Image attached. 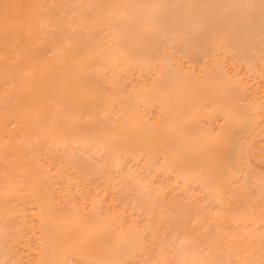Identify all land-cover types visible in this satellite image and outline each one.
<instances>
[{
    "label": "bare ground",
    "instance_id": "bare-ground-1",
    "mask_svg": "<svg viewBox=\"0 0 264 264\" xmlns=\"http://www.w3.org/2000/svg\"><path fill=\"white\" fill-rule=\"evenodd\" d=\"M217 1L0 0V264H264V183L245 187L248 151L233 172L226 149L264 25L257 41L223 15L243 0Z\"/></svg>",
    "mask_w": 264,
    "mask_h": 264
},
{
    "label": "rangeland",
    "instance_id": "rangeland-1",
    "mask_svg": "<svg viewBox=\"0 0 264 264\" xmlns=\"http://www.w3.org/2000/svg\"><path fill=\"white\" fill-rule=\"evenodd\" d=\"M214 2H220V1H215V0H213ZM227 1H229V2H227ZM231 1H234V2H231ZM248 1H250V0H243L242 2H244V4H246L245 6H247V4L248 3H246V2H248ZM257 1V0H256ZM261 1H264V0H258L257 2H260L261 3ZM239 1H236V3H238ZM253 3L254 4V6H256V8L255 7H253V9H254V11H253V9L251 8V10L249 11V13L251 14L250 16H252V17H254L255 16V19H254V21L252 22V28H246V26H247V24L244 26V25H242L241 23H243V22H241V19L243 18V21H245L246 19L243 17V10H246V9H248L249 10V8H241V6L243 7L244 6V4L242 3L241 5H240V3H238L239 5V10L237 9L238 8V6H236L235 4V0H221V3H220V5H223L224 6V4H226V5H229L230 3H231V5L232 4H234L233 5V9L230 11V12H226V13H223V15L224 16H226L225 14H227L228 13V15L227 16H230V18L229 19H231V23L232 24H234V22L235 21H239V23H240V28H244L245 29V32H246V30L247 31H249V33H250V35L252 34V35H255L257 38H261V34H262V32L260 31V26H261V24L263 23V25H264V4L263 3H258L257 4V2L256 3H254L255 2V0H251L249 3ZM219 4V3H218ZM260 4V5H259ZM225 5V6H226ZM248 5H250V4H248ZM222 6V7H223ZM244 6V7H245ZM237 7V8H236ZM247 7H251V5L250 6H247ZM259 7H263V10H262V13H263V15H259V14H261V11L259 10ZM221 8V7H220ZM258 8V9H257ZM236 9H237V11H236ZM256 9V10H255ZM261 9V8H260ZM197 10V9H196ZM206 10H208V8L206 9ZM235 10V11H234ZM257 10H259L258 11V14H256V13H254L255 11H257ZM198 11V10H197ZM203 11V10H202ZM239 11V12H238ZM242 11V12H241ZM247 11V10H246ZM145 12V11H144ZM195 12V11H194ZM200 12V9H199V11H198V13ZM235 12H236V15H235ZM240 12L242 13V15L240 14ZM195 13H197V12H195ZM234 13V14H233ZM237 13L238 14H240L239 16H237ZM247 13V12H246ZM146 14H148V12H146ZM204 14H206V13H204ZM221 15V14H220ZM222 15V16H223ZM143 16V15H142ZM144 16H145V14H144ZM143 16V17H144ZM247 17H249V15L247 14L246 15ZM259 16V17H258ZM239 17H240V19H239ZM246 17V18H247ZM256 17H258L257 19H256ZM263 17V18H262ZM220 18V17H219ZM260 18V19H259ZM262 18V19H261ZM218 18H216V20H217ZM223 19V18H222ZM224 19H226L225 17H224ZM228 19V18H227ZM226 19V20H227ZM251 19V18H250ZM219 20V19H218ZM235 20V21H234ZM252 20V19H251ZM223 21V20H222ZM247 21L248 22H250L248 19H247ZM188 22H190L189 24L191 25V23H193V20H192V22L191 21H188ZM187 22V23H188ZM217 22V21H216ZM228 22H230V21H228ZM225 23V22H224ZM223 23V24H224ZM246 22H244L243 24H245ZM226 24H227V22H226ZM238 24V23H237ZM221 25V24H220ZM192 26V25H191ZM218 26H219V24H218ZM223 26V25H222ZM230 25L228 24V25H226V26H223V27H229ZM250 25H248V27H249ZM183 26H181V28H182ZM185 27V26H184ZM262 27V26H261ZM186 28V27H185ZM191 30H194L193 28H191ZM243 30V29H242ZM250 30L252 31V33L250 32ZM261 30H263V27H262V29ZM244 31L243 32H241L242 34L243 33H245ZM260 32H261V34H260ZM195 33V32H194ZM240 33V34H241ZM249 33L247 34V36H246V34H245V36L243 35V38L244 37H247V38H245V39H249V37L251 38L252 36H250L249 35ZM260 35V36H259ZM255 36H253L254 38H255ZM259 36V37H258ZM253 37H252V39H253ZM262 37H264V30H263V36ZM168 37H166L164 40H166ZM243 38H241V39H243ZM257 38H255V40H257ZM260 38L257 40V41H259L260 40ZM130 40V44L133 46V44L135 45L136 44V39H135V37H131V39H129ZM156 38L155 39H152V41H154V42H156ZM168 40H169V38H168ZM135 42V43H134ZM169 42H170V40H169ZM156 43H158V40H157V42ZM162 43V44H161ZM161 43H159V44H161L160 45V47L158 46V49H159V52L160 51H164V49H166V48H168V47H166L165 45H168V46H172L170 43V45L169 44H167L168 43V41H161ZM166 43V44H165ZM174 43V42H173ZM148 44H150V43H148ZM147 44V45H148ZM165 44V45H164ZM204 44L205 43H203L202 44V50L204 51V53L206 52L205 51V49H204ZM151 46L150 47H152V44H150ZM157 45V44H156ZM155 45V47H157ZM163 45V46H162ZM191 45V44H190ZM189 45V46H190ZM149 46V45H148ZM176 46V45H175ZM154 47V46H153ZM163 47H165V48H163ZM182 47V46H181ZM180 46H178L176 49H174V50H177L176 51V54L181 58L180 60H182V61H186L185 62V64H187L188 63V60L187 59H184V56H185V54H186V49H185V51H183V52H180L179 50L181 49V51L183 50V48H181ZM147 48V47H146ZM146 50L144 47H140V49H139V52L141 53V50ZM153 49V48H152ZM151 48H150V52H149V50L147 49V51H148V54H150V53H152V51L155 53V52H157V54H159L158 53V49L156 50V48H155V50L156 51H154V49L152 50ZM161 49V50H160ZM163 49V50H162ZM173 50V51H174ZM199 50H200V48H199ZM203 51H201L200 50V52H201V54L199 53L198 55H200V56H198V55H195L194 57L195 58H197L198 60H196L195 58V60L196 61H198V62H196L194 59V62H195V64H193L192 63V65H191V67H196L197 69H201V68H204V67H206L208 64H207V62H205V66H204V60L202 61V54H203ZM138 52V51H137ZM138 52V53H139ZM143 52V51H142ZM162 52H160V53H162ZM175 52V51H174ZM182 53V54H181ZM142 54H145L144 55V57H147V54L146 53H142ZM176 55V56H177ZM143 56V55H142ZM201 57V58H200ZM222 56H220V57H218V58H220V60L218 61V59L216 60L217 62H219V70H220V72H224V71H227L228 70V74L231 72H233V64H234V66H242L243 64L240 62L239 63V61H237V63L236 62H233V61H230L229 59H230V57H229V54H228V59L226 58H221ZM199 58L201 59L200 61H199ZM179 59V58H178ZM224 59V61H222ZM206 60V59H205ZM208 60V63L210 64L211 63V61H209L210 59H207ZM226 60V61H225ZM215 61V63H217ZM231 62H232V65H230L231 64ZM243 62V61H242ZM260 62L261 61H259V64H260ZM244 63V62H243ZM264 63V62H263ZM203 64V65H202ZM207 64V65H206ZM236 64V65H235ZM238 64V65H237ZM255 64V63H254ZM254 64H250V65H252V66H254ZM259 64H258V62L256 63V67L255 68H257L256 70H251L250 71V69H249V67H251V66H249V67H247L246 69H242L241 71H242V73H244L245 72V70H247L248 72H245V74H246V78H247V81L245 82L246 84H247V91H245V90H243L242 91V100H243V102L242 103H240V110L238 111V114H240V116H239V119H240V125L239 126H237V128H238V132H236V133H232L231 134V136L233 137L230 141H229V143L227 144V146H226V149H227V151H228V160H227V165H228V167H230L231 169H232V171L233 172H235V170L237 169V167H238V162H237V158H238V156H239V154L241 153V151H242V149L243 150H246V151H248L247 152V154L245 153V157H249L250 159L248 160V157L247 158H245V161L247 162V168H248V170H250V173H248V178H247V181L245 182V187H247L249 190H251L252 192H254L255 191V189L254 188H252V186H255L256 187V185H258L257 183H264V164H262V163H264V160L263 161H260L259 162V164H256V162H258V161H256V159H254V160H252L253 159V157L250 155V154H253V153H255V152H259V153H264V134H263V132H257V131H255L254 129H255V124H256V120L258 121V119L260 118V113H261V109H259V107H258V95L260 94V91H261V89L259 90V89H257L256 90V86H259V87H261V85L263 84V82H264V78H262V75L260 74V73H258V72H260V71H258V70H260V67L263 65L262 63V65H260L259 66ZM232 66V67H231ZM244 66V65H243ZM258 66H259V69H258ZM264 67V65L262 66V68ZM261 68V69H262ZM251 69H254V68H252L251 67ZM244 71V72H243ZM231 73H230V77H231ZM231 80H232V78H231ZM258 80V81H257ZM260 84L261 82L260 81H262V83L260 84V85H258L257 84V82ZM255 87V88H254ZM0 91H1V89H0ZM249 92H251V94H252V96L250 95V96H247V94L246 93H249ZM254 92V93H253ZM250 116L251 115V121H248V117L247 118H243L242 116ZM241 117H242V119H241ZM246 119V120H245ZM261 133V134H260ZM242 139V140H241ZM250 148H252V151L251 152H249V149ZM76 158L77 159H79V160H86V159H84V157H81V156H83V155H80V154H77L76 153ZM80 157V158H79ZM81 158H83V159H81ZM247 159V160H246ZM249 161L250 162H252V164L251 163H249ZM254 161V162H253ZM95 164H97V165H99V166H97V165H95ZM249 164H251V166L253 165V167H251ZM254 164H255V166H254ZM261 165V166H260ZM263 165V166H262ZM97 166V167H96ZM101 166V167H100ZM130 166H132V165H130ZM256 166L258 167V168H256ZM99 167V168H98ZM102 167H103V165L102 164H100V163H94L93 164V166H91V171H95L96 172V170L97 169H100V170H102ZM136 166H134V167H132L131 169L133 170V171H135L136 172V174L138 173V174H140V173H142V172H139L140 170H139V168H135ZM250 167V168H249ZM252 168H253V170H254V172L252 171ZM137 170H138V172H137ZM142 171V170H141ZM100 172H102V173H96V174H94L93 176L94 177H96V178H94L93 176H91V180H93L94 182H100L101 183V181H102V176L104 175V171L102 170V171H100ZM102 175V176H101ZM100 176V177H99ZM263 177V178H262ZM94 178V179H93ZM100 179V180H98V179ZM246 178V177H245ZM261 178V179H260ZM258 179H260V180H258ZM263 181V182H262ZM99 183V184H100ZM250 183V184H249ZM251 183H254V185H252ZM256 183V184H255ZM252 185V186H251ZM254 190V191H253ZM177 192V193H176ZM178 193H180L179 195H178ZM178 195V196H177ZM181 195V190H176L175 192H172V197H174L175 199H177L179 196ZM128 197V195L127 194H124L123 195V198L125 199V197ZM131 195L129 194V198H131L130 197ZM194 197H192L191 199H189L188 198V201L190 200V202H188L189 203V205L186 203V205H188V208H189V206H190V208H191V210L192 211H195L198 207H200V205H198L199 203H201V200H200V193L199 192H197L196 191V193L193 195ZM182 198V199H181ZM179 197L178 199L180 200V202H182V204H185L184 202H187V198L186 197ZM183 198H184V201H183ZM185 199H186V201H185ZM193 201V202H192ZM195 201V202H194ZM196 201L198 202V203H196ZM200 201V202H199ZM196 206H195V205ZM191 206H193V208L191 207ZM131 209V208H130ZM182 222V223H181ZM184 219H180V220H177V224L178 225H176V226H174V231H176L177 232V234L179 233L180 235H181V232L182 233H184L185 231H188V229L189 228H191V225L188 227V226H182L183 224H184ZM180 225V226H179ZM178 226V228H176ZM180 227H182L183 229H181ZM176 228V229H175ZM183 230V231H181V230ZM178 230V231H177ZM178 234V235H179ZM175 236V235H174ZM169 238H167L166 240H167V242L168 241H170V242H168V243H171L172 241H175L176 240V238H173L172 237V234L170 235V236H168ZM172 240V241H171ZM256 258V257H255ZM254 258V259H255ZM258 258V257H257ZM253 258H251V260H252ZM234 260H236V259H234ZM238 260V259H237Z\"/></svg>",
    "mask_w": 264,
    "mask_h": 264
}]
</instances>
